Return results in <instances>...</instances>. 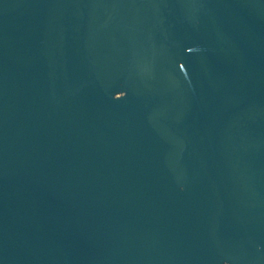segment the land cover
I'll use <instances>...</instances> for the list:
<instances>
[{"label":"water","instance_id":"water-1","mask_svg":"<svg viewBox=\"0 0 264 264\" xmlns=\"http://www.w3.org/2000/svg\"><path fill=\"white\" fill-rule=\"evenodd\" d=\"M0 264H264V0H0Z\"/></svg>","mask_w":264,"mask_h":264}]
</instances>
